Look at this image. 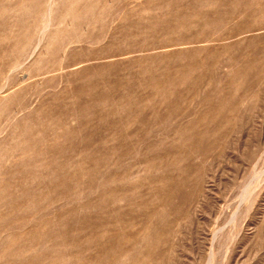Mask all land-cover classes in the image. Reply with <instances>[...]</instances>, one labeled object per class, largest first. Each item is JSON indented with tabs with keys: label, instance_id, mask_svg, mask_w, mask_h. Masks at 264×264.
<instances>
[{
	"label": "rangeland",
	"instance_id": "1",
	"mask_svg": "<svg viewBox=\"0 0 264 264\" xmlns=\"http://www.w3.org/2000/svg\"><path fill=\"white\" fill-rule=\"evenodd\" d=\"M0 264H264V0H0Z\"/></svg>",
	"mask_w": 264,
	"mask_h": 264
}]
</instances>
